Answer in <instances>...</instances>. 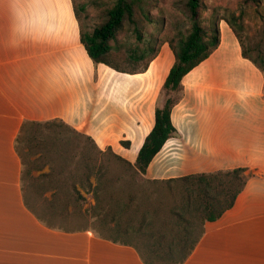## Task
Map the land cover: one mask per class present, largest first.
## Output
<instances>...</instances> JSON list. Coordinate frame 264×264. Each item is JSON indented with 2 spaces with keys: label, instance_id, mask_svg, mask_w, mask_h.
Instances as JSON below:
<instances>
[{
  "label": "crops",
  "instance_id": "crops-1",
  "mask_svg": "<svg viewBox=\"0 0 264 264\" xmlns=\"http://www.w3.org/2000/svg\"><path fill=\"white\" fill-rule=\"evenodd\" d=\"M173 63L165 43L144 73L93 64L80 43L71 0H0V264H143L132 247L90 229L41 224L23 201L14 142L23 122L59 119L98 149L111 147L134 163ZM182 85L183 98L171 111L177 136L142 178L246 169L234 205L204 224L183 264H264V78L241 57L221 20L217 49Z\"/></svg>",
  "mask_w": 264,
  "mask_h": 264
},
{
  "label": "trees",
  "instance_id": "trees-1",
  "mask_svg": "<svg viewBox=\"0 0 264 264\" xmlns=\"http://www.w3.org/2000/svg\"><path fill=\"white\" fill-rule=\"evenodd\" d=\"M246 1L254 5L252 17L246 10L232 13L230 18L219 17L216 9L205 17L203 0L178 1L175 7L184 14L185 21L176 22L173 32L164 34L165 18L149 9L156 6V0H114L100 9L99 21L90 29L84 22L89 18L86 6L71 0L80 43L93 64L129 75L144 73L165 43L174 63L158 96L154 126L134 163L115 154L111 147L98 149L89 136L62 120L22 123L14 148L23 167V201L41 224L52 228L29 208L23 183L25 176L48 166L49 173L31 177L30 185L41 196L51 192L50 198H43L49 215L89 212L107 233L94 232L97 236L132 247L143 264H183L188 259L203 235L204 224L216 221L234 205L249 177L246 169L165 181L142 176L165 142L177 136L171 111L183 98L182 79L217 49L221 20L237 39L241 57L264 78V0ZM122 33L129 43L120 41ZM121 145L129 148L130 143L122 141ZM93 156L101 159L98 164ZM31 157L35 159L30 161ZM55 171L68 173V179L56 181L52 175ZM81 192L91 195L94 201L88 211H82L87 199Z\"/></svg>",
  "mask_w": 264,
  "mask_h": 264
},
{
  "label": "rangeland",
  "instance_id": "rangeland-1",
  "mask_svg": "<svg viewBox=\"0 0 264 264\" xmlns=\"http://www.w3.org/2000/svg\"><path fill=\"white\" fill-rule=\"evenodd\" d=\"M114 0H77L78 3L86 6L89 18L84 22L87 24V29L95 26L99 21L100 9L108 4H111ZM183 0H156V6L149 8L151 13L154 15H161L165 18V30L164 34H170L174 30L176 22L185 21L184 14L175 7V3ZM206 11L204 12L205 17H209L212 9H216L219 17L230 18L231 14L234 13L238 15L242 10H246L249 16H253L254 5L250 2L247 3L246 0H203ZM125 33L120 34L119 39L123 43H129V41L124 38ZM95 163L98 164L100 160L96 156H93ZM35 159L34 157L29 158V160ZM40 166V163L37 164ZM48 166H44L41 170H35L32 172L33 176H25L24 178V196L29 208L39 217L47 221L52 227L66 230V231H76L81 229H90L97 234H102L107 236L106 231L99 226V223L91 217V214L87 212L86 214L76 215L70 214L65 217H59L57 215H49L45 209V204L43 198H50L49 194L51 192H45L42 196L30 185L31 177L36 178L40 175L48 174ZM31 174V175H32ZM56 181H61V178L67 177L68 173L64 172L63 175L57 173L56 171L52 173ZM83 196L87 199L84 204L82 211H88V209L94 204L91 195L84 194ZM49 215V217H48ZM51 216V217H50Z\"/></svg>",
  "mask_w": 264,
  "mask_h": 264
}]
</instances>
